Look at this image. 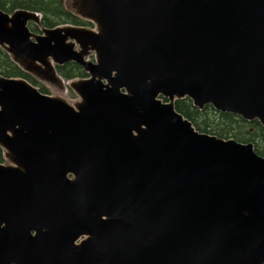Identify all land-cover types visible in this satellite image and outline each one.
Returning <instances> with one entry per match:
<instances>
[{"label":"water","instance_id":"95a60500","mask_svg":"<svg viewBox=\"0 0 264 264\" xmlns=\"http://www.w3.org/2000/svg\"><path fill=\"white\" fill-rule=\"evenodd\" d=\"M63 1L93 28L0 9L22 71L89 75H0V264H264V157L174 105L264 129V0Z\"/></svg>","mask_w":264,"mask_h":264},{"label":"trees","instance_id":"16d2710c","mask_svg":"<svg viewBox=\"0 0 264 264\" xmlns=\"http://www.w3.org/2000/svg\"><path fill=\"white\" fill-rule=\"evenodd\" d=\"M0 9L7 13L16 9L39 13L42 27L48 29L63 25L91 26V23L71 13L63 0H0ZM30 26L32 31L38 30L37 27H32L35 25L30 24ZM56 71L66 80L86 77L81 67L74 63L56 66ZM0 75L8 78H23L33 86L40 84L33 76L22 71L12 62L2 48H0ZM43 88L38 87L41 93H45ZM174 105L176 111L189 120L198 132L222 139L232 138L240 143L250 142L254 146V151L264 157V129L257 120L248 122L239 116L215 111L210 105L198 110L188 98L178 100ZM2 161L0 148V162Z\"/></svg>","mask_w":264,"mask_h":264},{"label":"rangeland","instance_id":"374dc122","mask_svg":"<svg viewBox=\"0 0 264 264\" xmlns=\"http://www.w3.org/2000/svg\"><path fill=\"white\" fill-rule=\"evenodd\" d=\"M31 24L35 25L34 23H31ZM30 27L31 26L29 24V29H30ZM32 27H37L38 28L37 31H32L30 29L33 33L41 34L39 26L35 25V26H32ZM89 58H90V56H89ZM76 79H80V78H76ZM72 80H75V79H72ZM72 80L64 79L63 83L59 82L60 85L58 84V86L46 85V84H43L41 81H38L42 86L39 84V86H36V87L37 88L38 87H42L43 88V86H44L43 89H45V94H47L49 96H59V97L63 98L64 100H66L68 103L73 105L75 102H77L78 95H76L69 87V83Z\"/></svg>","mask_w":264,"mask_h":264},{"label":"flooded vegetation","instance_id":"af4514ba","mask_svg":"<svg viewBox=\"0 0 264 264\" xmlns=\"http://www.w3.org/2000/svg\"><path fill=\"white\" fill-rule=\"evenodd\" d=\"M83 20V19H82ZM84 21H86V20H84ZM86 22H88V21H86ZM90 23V22H89ZM74 26V25H73ZM79 27H84V28H90V29H92L93 28V24L91 23V26H79ZM89 56H90V58H89ZM94 56H95V54H94V52H91L85 59L86 60H90V61H93L94 60ZM68 63H72V62H68ZM65 64H67V63H65ZM75 64V63H74ZM77 65V64H76ZM62 66V65H61ZM79 66V65H78ZM79 67H81V66H79ZM81 69H82V67H81ZM83 70V69H82ZM83 72H84V70H83ZM85 74H86V77H83V78H80V79H85V78H88L89 77V75L86 73V72H84ZM60 76V75H59ZM61 78L64 80V78L61 76ZM76 79V78H75ZM36 87V86H35ZM37 88V87H36ZM38 89V88H37ZM39 90V89H38ZM42 94H45V93H42ZM47 95V94H46ZM77 101H79V97H78V100ZM164 102H166V100H163ZM205 106H208V105H205ZM204 106V107H205ZM203 107V108H204ZM196 108V107H195ZM199 110V109H198ZM2 156H3V154H2ZM5 164V161H4V159H3V161L2 162H0V164ZM68 178H73V176L72 175H68Z\"/></svg>","mask_w":264,"mask_h":264}]
</instances>
